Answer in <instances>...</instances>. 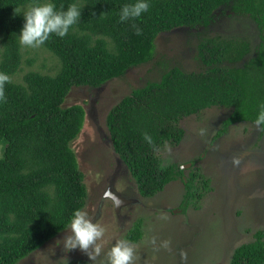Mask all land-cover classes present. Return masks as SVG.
I'll return each instance as SVG.
<instances>
[{
    "label": "trees",
    "instance_id": "obj_1",
    "mask_svg": "<svg viewBox=\"0 0 264 264\" xmlns=\"http://www.w3.org/2000/svg\"><path fill=\"white\" fill-rule=\"evenodd\" d=\"M45 2L55 4L58 11L77 3L80 20L65 37L52 34L42 45L59 62L55 74L30 69L17 81L15 76L24 70L19 43L23 11ZM135 2L0 0V72L13 75L5 84L6 102L0 101V264H17L34 253L66 230L74 211L86 205V172L72 143L84 127L87 111L80 104L64 105L72 88H98L130 69L154 63L160 33L179 27L194 30L204 69L186 71L157 62L164 68L160 78L133 88L106 115L112 149L128 167L143 198L154 197L180 179L185 200L198 209L210 182L192 169L188 179H181L185 171L181 165L193 160L171 161L164 156L172 150L166 149L168 143L180 144L184 138L186 128L180 122L215 105L232 108L227 127L255 122L261 111L264 0H147V12L121 22L122 7ZM17 8L21 13L15 12ZM220 10L221 14L230 10L229 17H250L262 37L260 42L253 44L248 36H206L204 31ZM133 25L142 30L141 35ZM35 60L28 57L26 62L32 65ZM145 132L154 147L144 139ZM139 222L133 224L126 239L142 237ZM228 262L264 264V229L251 242L234 247ZM62 264L92 262L78 258Z\"/></svg>",
    "mask_w": 264,
    "mask_h": 264
},
{
    "label": "rangeland",
    "instance_id": "obj_2",
    "mask_svg": "<svg viewBox=\"0 0 264 264\" xmlns=\"http://www.w3.org/2000/svg\"><path fill=\"white\" fill-rule=\"evenodd\" d=\"M227 15L219 13L204 31L206 36H248L253 44L259 42L256 23L250 17ZM194 32L178 28L160 33L155 41L157 56L154 63L130 69L124 76L108 81L99 91L73 87L64 102L65 106L80 104L87 111L84 127L72 145L77 150L81 168L86 172L89 194L83 210L94 223L106 228L99 241L103 244V253L94 264H102L111 246L117 240L125 239V232H129V225L137 216H144L148 221L141 229L144 235L141 242L131 243L136 250L135 264H229L234 247L251 242L256 231L264 229V133L254 122L245 121L232 124L225 134L214 138L232 108L216 105L180 122L186 128L187 136L173 147L171 158L199 159L201 172L212 179L208 177L212 190L207 191L204 203L198 209L188 207L185 212V207H180L186 201L181 180L169 183L152 198H143L131 174L118 163L117 154L112 151L106 115L114 104L133 88L148 80H158L164 71V63L186 71L204 69L197 53L198 35ZM22 50L24 70L15 76L17 81H22L23 74L30 69L51 74L58 71L57 58L44 47L23 46ZM28 57L36 58L32 65L27 64ZM203 136L207 142L203 141ZM210 137L213 143L209 141ZM192 167L193 163L185 166L188 170ZM117 168L119 172L113 185L127 196L134 197L119 210L108 201L102 206L101 201ZM184 176L186 180L190 173ZM121 182L125 184L124 190ZM194 186L200 193L198 185ZM100 208L101 213H96ZM162 216L167 219H161ZM68 231L70 226L17 264H62L78 258L91 261L78 248L71 252L65 250L63 238ZM153 237L156 238L155 245L151 243ZM165 240L170 241V250L160 246ZM182 252L186 254V261L182 260Z\"/></svg>",
    "mask_w": 264,
    "mask_h": 264
},
{
    "label": "clouds",
    "instance_id": "obj_3",
    "mask_svg": "<svg viewBox=\"0 0 264 264\" xmlns=\"http://www.w3.org/2000/svg\"><path fill=\"white\" fill-rule=\"evenodd\" d=\"M150 5L147 0H136L135 3L125 4L120 12V21L126 22L129 19L139 18L147 12ZM17 14L20 9H15ZM25 23L19 35V43L30 48H39L49 39L52 34L61 38L65 37L69 29L78 23L81 17V6L77 3L69 5L66 10H56L55 4L51 2L37 3L29 6L23 11ZM137 35L142 34V30L133 25ZM11 82V77L6 73L0 72V101L6 102L5 84ZM216 106V105H215ZM223 106V105H218ZM213 107V106H212ZM256 126L264 131V105H261L255 122ZM144 139L154 147V141L148 133H144ZM161 219H167L162 216ZM106 228L99 223H94L87 211L76 209L70 222V231L63 238V244L67 252L79 249L85 253L92 264L103 253L102 240ZM156 244V238L151 240ZM161 247L170 250V241H162ZM105 261L102 264H135L136 250L135 245L126 239L117 240L105 254ZM182 260L187 259L185 253H181Z\"/></svg>",
    "mask_w": 264,
    "mask_h": 264
},
{
    "label": "flooded vegetation",
    "instance_id": "obj_4",
    "mask_svg": "<svg viewBox=\"0 0 264 264\" xmlns=\"http://www.w3.org/2000/svg\"><path fill=\"white\" fill-rule=\"evenodd\" d=\"M227 12V14L228 13H230V10H229V12H228V10L226 11ZM221 14L222 13V10H220L219 12H217V14H216V16H215V20H216V18H217V16H218V14ZM223 15V14H222ZM214 20V21H215ZM256 27H257V25H256ZM257 32H258V35H259V30L257 29ZM259 37H260V35H259ZM261 38L262 37H260V40H261ZM260 40H259V42H260ZM212 107V106H211ZM211 107H208V108H211ZM207 109V108H206ZM205 110V109H204ZM109 111V110H108ZM242 122H245V121H241L240 123H242ZM235 123H237V122H235ZM235 123H231L230 125H228V127L226 126V124H227V120L225 119L224 120V122H223V128L222 129H220L216 134H215V136H214V138L216 137V135H218V138L219 137H221L223 134H225L227 131H228V128L232 125V124H235ZM225 131V132H224ZM224 132V133H223ZM261 132H262V134L264 133V131H262L261 130ZM187 136V130H186V133H185V135H184V138ZM206 136H208V135H206ZM206 136H203V141L204 142H207L208 141V139H206L205 137ZM110 138V137H109ZM183 138V139H184ZM182 139V140H183ZM181 140V141H182ZM111 141V140H110ZM209 141L211 142V143H213V141H212V137H210V139H209ZM181 143V142H180ZM112 145V144H111ZM179 144H178V142H174V144L172 145L171 143H168L167 145H166V149L167 150H170V149H173V147L174 146H178ZM112 151H113V149H112ZM114 152V151H113ZM169 152V153H168ZM115 154H116V152H114ZM171 154H172V150L171 151H167V152H165L164 153V156L168 159V160H173L172 158H171ZM117 157H118V163H120L121 164V166H124V168L129 172V170H128V167L126 166V164L122 161V159L117 155ZM200 162V160L199 159H194L193 161H191V162H185L184 164H182L181 165V167L183 168V169H185V171H184V173H183V175L182 176H180L181 177V179L182 178H184L185 176V174L187 175V174H189V172H190V170H188V169H186L185 168V166L186 165H190V164H192L193 163V167L195 166V171L196 172H198V173H200L201 175H204L201 171L202 170H200V167H199V165H198V163ZM120 166V167H121ZM119 167V166H118ZM192 167V168H193ZM192 168H190V169H192ZM200 170V171H199ZM186 171H188V172H186ZM118 172H119V169L117 168L116 169V171L112 174V176H111V183H110V185L107 187V190L105 191V193H104V195H103V199L101 200L102 202H103V204H102V206L105 204L104 202H106V201H108L109 203H111L112 205H116V208L119 210V207L117 206V204H116V202H115V200H114V198H112L111 196H109V195H107L110 191L111 192H113V193H116V194H119V195H121L123 198H134V197H132V196H127L126 194H125V192H121L119 189H117L114 185H113V183L116 181V180H114V179H116L117 178V175H118ZM129 174H130V172H129ZM204 177L205 178H207L208 179V181L210 182L211 180L208 178V177H206L205 175H204ZM200 178H201V176H200ZM118 179H120V178H118ZM117 179V180H118ZM105 181H106V179H104ZM180 180V179H179ZM87 184V183H86ZM120 185H121V187H122V190H124V188H125V184H122V182L121 183H119ZM104 184H102V186H103ZM210 187V186H209ZM209 190H212V188L210 187V189H208L207 191H209ZM207 191H205L204 192V197H203V201L205 200V198H206V194H207ZM106 198H109V199H107V200H105ZM136 198V197H135ZM123 205H128V204H123ZM185 207V212L188 210V207H193V205L192 204H190L189 203V201H187V199H186V201L185 202H183L182 204H181V206L180 207ZM194 208V207H193ZM194 209H196V208H194ZM101 208L100 209H97V211H96V213H101ZM172 211V210H171ZM92 219V218H91ZM146 219H145V217L144 216H137L136 217V219L135 220H133V222L131 223L132 225H129V232H130V229H131V227L133 226V224L135 223V222H138V221H140L139 222V224H140V227H141V229L142 228H145V225H146V223H147V221H145ZM257 232V231H256ZM126 234L128 233V232H125ZM126 234H125V236H126ZM142 234H143V232H142ZM143 236L144 235H142V237L139 239V240H128V239H126L127 241H130V243H140L141 242V240L143 239ZM64 262V261H63ZM91 262V261H90Z\"/></svg>",
    "mask_w": 264,
    "mask_h": 264
},
{
    "label": "water",
    "instance_id": "obj_5",
    "mask_svg": "<svg viewBox=\"0 0 264 264\" xmlns=\"http://www.w3.org/2000/svg\"><path fill=\"white\" fill-rule=\"evenodd\" d=\"M179 28H182V27H179ZM184 28V27H183ZM178 29V28H177ZM176 29V30H177ZM105 85V84H104ZM104 85H102V86H100V87H98V88H92V89H97L98 91L100 90V89H102L103 88V86ZM84 87H87V86H84ZM218 148V144L216 143V149ZM220 164V163H219ZM107 195H109V196H111L112 198H114V200H115V202H116V204H117V206L118 207H120V206H122L123 204H129L130 202H131V198H123L121 195H119V194H116V193H113V192H109Z\"/></svg>",
    "mask_w": 264,
    "mask_h": 264
}]
</instances>
